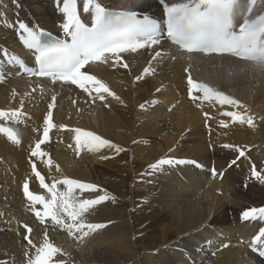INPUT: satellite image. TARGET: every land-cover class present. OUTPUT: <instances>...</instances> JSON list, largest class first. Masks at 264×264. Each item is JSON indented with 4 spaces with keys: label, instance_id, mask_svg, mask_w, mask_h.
Listing matches in <instances>:
<instances>
[{
    "label": "bare ground",
    "instance_id": "1",
    "mask_svg": "<svg viewBox=\"0 0 264 264\" xmlns=\"http://www.w3.org/2000/svg\"><path fill=\"white\" fill-rule=\"evenodd\" d=\"M55 2L60 4L62 0H0V50L12 48L20 52L16 38L20 22L34 29L36 25L54 28L62 18ZM79 2L83 5V0ZM101 3L113 9H128L129 4L138 9L152 5L153 1L101 0ZM125 62L128 68L119 63L91 68L119 99L103 93L104 101L96 95L93 104L88 105L79 100L73 103L64 95L56 100L53 120L57 127L52 133L63 137L68 146H52L51 165L45 163L49 159H39L45 178L47 181L68 178L98 187V191L76 189L74 194L80 199L114 197L84 217L86 222L106 227L82 239L68 237L66 231L49 233V240L63 250L59 259L65 264H245L235 248L219 251L215 257L204 256L205 251L198 249L206 247L210 239L215 240L214 230H227L226 235L248 232V226L238 222L244 211L264 207V183L252 179L245 189L241 188L242 172L231 168L221 182L214 181L202 190L198 188L200 179L190 183L181 180L179 173L186 176L191 173L184 163L163 165L159 170L150 165L162 158H194L208 166L213 160L222 169L243 151L250 154L264 176V68L254 69L246 67L243 61L224 58L221 66L192 71L196 81L240 101L244 108H239L173 95L172 83L183 91V63L179 61L172 68L157 69L154 76L144 74L145 67L154 63L147 55L125 57ZM137 76L142 78L137 80ZM21 101L23 107L33 109L40 121L47 110L46 98L30 93L22 80L0 85V107L17 108ZM173 102L176 103L168 110ZM224 111L246 112L252 117L253 126L230 124L231 118L221 114ZM205 113L210 117L207 130L200 123ZM221 121L227 126H222ZM59 125L66 127L61 129ZM75 128L93 132L122 151L108 147L89 151L82 145L78 152L76 134L72 131ZM207 144L212 146L211 151ZM0 153L17 178L27 170L23 149L14 148L1 137ZM0 168L5 166L0 164ZM0 181L10 186L13 207L17 209V185L6 175L0 174ZM58 186L66 191L67 186ZM216 190L223 194H216ZM43 230L35 233L38 239ZM26 249L17 239L0 235V264H13L12 251ZM29 251L35 254L34 250Z\"/></svg>",
    "mask_w": 264,
    "mask_h": 264
},
{
    "label": "snow or ice",
    "instance_id": "2",
    "mask_svg": "<svg viewBox=\"0 0 264 264\" xmlns=\"http://www.w3.org/2000/svg\"><path fill=\"white\" fill-rule=\"evenodd\" d=\"M160 2L164 6L163 27L158 21L148 16L138 18L131 4L128 5V10L114 12L103 6L101 0H83L82 11L90 14V26L79 14L78 0H62L59 11L63 13L64 21L60 27L68 39L42 42L41 38L46 35L43 31H37L20 22L19 29L22 32L20 39L23 45L36 53L35 61L38 69L31 74L50 78L53 84L59 81L63 84L75 85L89 94L91 93L86 85H91L92 90L97 94L96 98L101 101L105 100L103 93L119 99L103 81L81 70L86 65L97 62L108 63L109 60L128 68L129 65L123 61L122 54L152 49L165 37L177 45L181 52L200 53L204 56L227 55L245 62L246 67L264 68V0H179L171 4L166 3L165 0ZM160 56L161 53L156 52L152 59L156 60ZM7 62L14 63L21 69L25 67L24 61L15 54L9 55ZM152 71L154 69L146 67L144 74ZM185 71L187 72L188 69ZM141 78V76L136 77L137 80ZM3 79L4 77L0 76V82ZM187 83L189 97L193 100L209 103L215 101L222 106L244 108L240 101L207 83L195 81L191 75L188 76ZM194 91L202 95L196 96L193 94ZM55 100L56 97L53 96V103L48 105L49 111L44 119L43 138L39 139L31 150L30 155L33 157L46 155L41 150V145L49 139L50 131L57 127L52 121ZM107 106L105 104V107ZM22 107L23 101H21ZM221 114L230 117L232 122L253 126V119L246 112L224 111ZM22 115L20 109L0 110V121L19 124ZM205 117H209V113H205ZM221 124L227 126L223 121ZM65 127V125H59L61 129ZM72 131L76 134L74 139L78 152L82 145L88 147L89 151H99L104 147L115 148L117 152L122 151L119 146L93 132L80 128L72 129ZM0 133L5 134L13 144L21 143L18 131L13 127L0 126ZM225 147L229 146L225 145ZM244 155L245 153L240 151V156ZM45 163L51 165L52 161L49 159ZM183 163L186 161L162 158L150 167L159 170L163 165ZM232 163L234 164L235 161ZM57 171H59L58 166ZM32 172L39 181L40 187L50 194V198L35 194L30 190L27 180L22 186L24 196L30 202L29 207L41 225L50 222L53 227L66 231L68 237L76 239H82L106 227L102 223L86 222L84 217L96 206L106 200H114V197L101 195L94 199H80L74 194L76 189L81 192L98 191V187L68 178L54 181L49 185L45 183V178L37 171L35 164L32 165ZM213 174H216L215 170ZM252 176L264 183V176L259 174L255 165L252 168ZM58 184L67 186L66 191H58ZM36 205H40L41 209H37ZM242 219L264 220V207L244 211ZM23 227L27 233L24 235V240L35 251L34 255L30 252L25 253L27 264H54V258L59 259L64 255L63 250L49 240L47 232L44 234L42 244L37 246L31 239L34 230L28 225ZM251 247L254 252H258L259 256L264 257V227L260 228L259 234L251 241ZM59 264H65V261L59 259Z\"/></svg>",
    "mask_w": 264,
    "mask_h": 264
},
{
    "label": "rangeland",
    "instance_id": "3",
    "mask_svg": "<svg viewBox=\"0 0 264 264\" xmlns=\"http://www.w3.org/2000/svg\"><path fill=\"white\" fill-rule=\"evenodd\" d=\"M207 118H209V119H210V117H207ZM207 118H206V117L202 118V120L200 121V123H201V126H202V125H204V126H206V127H208V126H209V124H208V122H207V121H208V119H207ZM204 122H205L206 124H204ZM206 127H204V128L202 127V129H206V130H207V129H209V127H208V128H206ZM261 176H262V175H261ZM230 216H231V215H230ZM229 219H230V218H229ZM230 220H231V219H230Z\"/></svg>",
    "mask_w": 264,
    "mask_h": 264
}]
</instances>
